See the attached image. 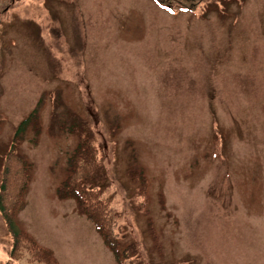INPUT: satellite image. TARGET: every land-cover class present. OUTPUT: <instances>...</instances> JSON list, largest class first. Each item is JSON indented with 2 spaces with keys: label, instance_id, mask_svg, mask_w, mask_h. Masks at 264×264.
Wrapping results in <instances>:
<instances>
[{
  "label": "rangeland",
  "instance_id": "1",
  "mask_svg": "<svg viewBox=\"0 0 264 264\" xmlns=\"http://www.w3.org/2000/svg\"><path fill=\"white\" fill-rule=\"evenodd\" d=\"M1 4L0 158L35 106L40 124L19 144V228L59 264H117L55 192L85 121L138 264H264V0ZM128 169L147 177L145 211ZM10 247L0 217V264Z\"/></svg>",
  "mask_w": 264,
  "mask_h": 264
},
{
  "label": "trees",
  "instance_id": "2",
  "mask_svg": "<svg viewBox=\"0 0 264 264\" xmlns=\"http://www.w3.org/2000/svg\"><path fill=\"white\" fill-rule=\"evenodd\" d=\"M163 7L177 5L193 11L204 0H154ZM28 128H40L37 106L15 127L0 167V217L11 239L8 258L1 264H59L53 251L41 245L30 233L18 227L16 216L23 207V195L30 181L29 162L19 153V144ZM77 142L67 157L65 175L56 187L61 199L75 201L76 211L94 226L104 245L117 264H138L130 246L123 245L124 227L119 212L102 188L106 173L101 162L97 138L88 122L81 121L70 128ZM131 182L136 185L137 206L146 210L148 180L143 170L128 169ZM153 234V232H152Z\"/></svg>",
  "mask_w": 264,
  "mask_h": 264
},
{
  "label": "flooded vegetation",
  "instance_id": "3",
  "mask_svg": "<svg viewBox=\"0 0 264 264\" xmlns=\"http://www.w3.org/2000/svg\"><path fill=\"white\" fill-rule=\"evenodd\" d=\"M2 2H3V4L6 2V1H8V0H1ZM10 1H13V0H10ZM3 4H1V5H3ZM1 7V6H0ZM1 8H3V6L1 7Z\"/></svg>",
  "mask_w": 264,
  "mask_h": 264
}]
</instances>
